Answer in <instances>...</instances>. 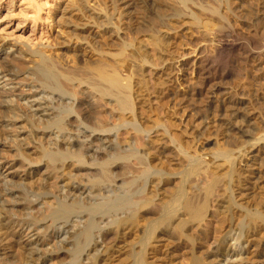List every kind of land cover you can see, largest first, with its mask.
<instances>
[{"label":"bare ground","instance_id":"obj_1","mask_svg":"<svg viewBox=\"0 0 264 264\" xmlns=\"http://www.w3.org/2000/svg\"><path fill=\"white\" fill-rule=\"evenodd\" d=\"M128 1L118 0L121 4H128ZM237 1L232 4L236 6ZM190 2L193 1L190 0ZM262 2L254 6L255 20L245 23V27L250 32L249 37L239 33L240 30L235 28L234 19L232 21L235 24L230 26L231 24L227 23L229 27H225L224 23L220 24L221 20L219 21L217 15L215 16L218 20L212 16L216 12L210 16L209 9V16H205L197 10V20L195 17L190 21L187 20L197 25L198 33L195 31L200 40L191 48H187L189 47L187 45L178 49L173 47L171 31L160 24L155 31L139 33L126 52H121L117 56L113 54V57L105 55L92 58L83 50L70 52L69 48L57 47L53 43L42 48L37 47L35 50L24 47L23 50L0 48V142L9 140L12 143L10 146L15 145L18 155L22 158L11 164L9 169L12 170L18 164V167L23 168L24 171L22 176L10 170L5 173L0 164V264H51L59 252L69 253L70 256V258L67 256L69 259H64L65 262L60 264H108L115 253V248L120 243H126L127 236L133 232L136 233L131 234L134 239L132 238L131 242L128 241L129 252L135 254L136 264H147L145 257L152 254L151 246L156 247L158 240L163 237L169 238L176 233L178 235L174 240L178 239L179 242L189 239L193 250L201 248L199 236L208 234L207 222L214 217L215 212L221 219V226L217 228L214 244L211 242L213 247L206 251L210 259L206 260L205 257V261L214 264H241L243 261L247 262L248 255L250 254V257L252 254L254 262L264 264V199L260 208H250L246 205L249 203V198L246 200L249 195L246 197L245 193V190L250 188L248 183L255 186L257 180L261 178L253 162L255 151L264 152V135H257L256 132L248 129L253 118L250 115L252 112L248 109L250 102L248 103L246 98L249 93L244 94L245 89L237 92L238 90L234 88L236 84L234 87H230L231 84L229 87L224 86V80L232 75V72L223 69L220 60L223 55L233 59L234 54L236 56L241 53L244 59L256 60V65L261 68L260 64L264 61V2ZM232 4L231 6H234ZM238 11L243 14V10ZM238 11L236 10L237 14ZM225 12L224 15H226ZM224 15L221 17L224 18ZM227 17L229 18L226 16L225 21L229 20ZM169 19L174 18L169 16L167 20ZM192 29L195 28L192 27ZM192 32L194 31L190 34ZM188 37L191 38L189 35ZM150 46L152 53L149 50ZM262 76L264 77V74ZM263 77L260 80H264ZM256 78L254 80L258 79ZM151 81L154 96L148 91V84ZM257 91L260 90L257 89ZM253 92L259 93L256 90ZM262 93L264 96V92ZM254 96L258 97L255 94ZM263 96L260 98L262 99ZM153 97L156 101L159 99L158 102L161 97L167 99V126L162 122L149 123V119L152 120L149 118V112L147 113L149 119L144 117L146 115L144 109H148L145 105L149 104ZM194 98L204 100L201 107L205 116L202 114L203 120L199 119V122L190 123L189 118L192 120L194 117L192 114L195 112L192 111L190 115L186 103V109L183 103L188 99L194 101ZM192 100L190 102L194 103ZM21 106L26 112H22ZM82 106L84 107L79 111ZM84 109V114L89 110L98 112L101 109L108 117L114 116L115 120L113 123L106 122L107 120L98 118L102 115L101 113H94L89 114V122H85V115L82 112ZM198 113L201 114L200 111L197 112L196 119L202 117ZM213 118L219 119L226 126V131L230 133V136L227 134L230 137L227 138L229 143L230 141L238 142L241 137H243L242 140L248 139L244 140L246 142L244 146L239 147L237 156L219 158L215 155L210 158L204 155L202 150L197 151L198 149L196 152L190 150L192 152L190 153L184 150L183 140L182 143L181 140H174L173 133L169 130L178 125L180 129L178 126L176 128L181 131V135H190L194 130L202 133L209 127V121ZM196 123L201 124L197 126ZM130 129L135 134L143 136L144 144L140 145V148L131 137L124 139L126 149L122 148L123 144L121 145L122 142L120 143L119 140L120 130L129 131ZM159 130L162 132H158ZM180 133L177 132V135ZM235 134H238L240 138L237 139ZM216 135L214 134L213 138L217 137ZM23 137L31 138L30 141H34L41 151H45L43 155L48 159L45 166L47 170L49 169L48 175L55 177L54 183H49V176H45L40 179L41 183L38 187L36 186L37 188L31 186L30 183L34 182L33 178L40 170L30 167L36 159L32 160L33 157L27 147L29 144L23 142L27 138L23 139ZM178 137L176 136L175 139ZM45 138L48 141L46 140L44 147L42 140ZM19 139L23 141L20 142ZM191 140H188L190 144ZM242 140L239 141L242 142ZM211 141L209 138L205 143H212ZM165 142L174 144V152L178 153L177 155L173 153L174 158L180 156V158L177 157L178 159L175 158V161H170L171 157L168 158L169 161H167L171 162L168 165H182L183 171L174 172L172 170L175 167L172 169L165 164L166 159L165 162L163 161L162 149L167 148H163ZM215 142L213 140L214 144ZM225 142L226 146L227 142ZM237 142L234 145L237 146ZM161 143L164 145L162 146ZM197 143H195L196 146ZM229 143L228 146L233 144ZM219 144L220 147L217 146V148L223 146L221 141ZM196 146L194 145L195 148ZM109 149L116 150L117 153ZM213 149L217 151L215 147ZM228 150L231 152V148ZM249 152L252 155L248 156L249 159L246 157L248 160L244 159L247 162H243L244 155H248ZM239 158L243 164L240 162L238 165L236 161L238 166L235 168V160ZM83 168L95 170L97 176L92 180L87 178L83 182L84 178L82 180L81 176H77ZM234 168L237 173L234 179L236 182L234 180L233 182L241 186L238 188L236 185L237 189L229 193L228 187L221 185L225 177L222 181L220 178L223 171L235 170ZM133 169L140 171L143 180L144 175L147 176L140 189L141 194H137L138 198L128 193L130 182H123V177L134 176ZM175 179L178 185L171 187ZM37 180L39 182V179ZM119 181L122 182L118 187ZM27 184L30 185L27 186ZM165 187L167 191L170 190L171 196L161 192ZM116 189H119L117 195ZM251 189L254 188L251 187ZM112 198V205H109ZM44 203L50 209L61 205L62 210L60 212L55 209L57 214L52 215V218L51 215L43 214ZM9 204L12 206L8 207ZM16 204L22 205L18 211H23L26 218H12L16 212L11 211L16 210ZM55 204L57 205L53 207ZM35 207L40 210V213H35ZM57 211L61 213H59L60 217L54 218L59 215ZM47 216L51 219L49 223L46 220ZM41 221L43 222L40 223ZM190 232H198V235L192 237L193 233ZM78 236L83 237L76 243L74 240ZM137 238H139L138 241H136ZM176 247L169 245L163 249L159 248L160 255L158 253L156 258L162 261L167 260L166 258L172 256ZM199 257L195 258L196 263L202 261ZM252 259L250 257V260Z\"/></svg>","mask_w":264,"mask_h":264},{"label":"rangeland","instance_id":"obj_2","mask_svg":"<svg viewBox=\"0 0 264 264\" xmlns=\"http://www.w3.org/2000/svg\"><path fill=\"white\" fill-rule=\"evenodd\" d=\"M33 1L32 0H0V48L3 47V48H6L7 50H11V49H14V48H19L20 50H23V47H24V48H29L31 50H35V49H37V47L38 48H42L45 45H51L53 43V44H56L57 47L69 48L70 52H72L73 50H81V51L83 50V52H85L86 54H88V56H91L92 58H94V57L97 58L98 56L102 57V56H105V55L106 56L109 55V56L113 57V54H114V56L115 55L117 56L121 52H126L132 46V44L134 42V38L136 39V37L138 36L139 33L143 32V31H151V30L155 31V29L158 28V26H160V25L164 26V27H167L169 29V31H171L170 33L172 34V40H173V44L172 45H173V47L178 49V48H181V46H186L187 45V46H189V47L186 46L187 48H191V47H194L198 43V41H200V40H199L198 35H197V33H198L197 25L191 24L188 21H190L192 18L194 19V17L197 20V13L196 12H198L199 10L205 16H209V15L211 16V14H213V12L214 13L216 12V14H213L212 16L216 18L215 15H217V17L219 18V21L221 20L220 24L224 23L223 26H225V27H229V26H227L228 24L229 25L231 24L230 26H232V24H235V22H236L235 25L237 27L235 26V28L240 30L239 33L241 35H244V36L247 35L249 37L250 36V32L245 27V23L251 22L252 20L253 21L255 20L254 18L256 16H255V10L254 9L263 0L262 1L261 0H238V1L237 0L233 1L232 0L234 2V4H235V1H237L236 6L234 4H232L233 2H231V0H210V1L209 0H207V1L206 0H191L193 2H190V0H177V1L175 0L176 2L174 0H171V1L170 0H164V1L163 0H160V1L159 0H129L128 1L129 3L127 2L128 4L124 3V4H126V6L123 3L121 4L122 0H119L121 2H118V0L117 1L116 0H33ZM114 1H116V2H114ZM116 3H118V4H116ZM175 4H178V5H175ZM231 4L234 5L235 8H234V6H231ZM237 4L242 5L244 8L242 6H241L242 8H240V6L237 5ZM128 5H130V6H128ZM197 6H198V8H197ZM200 7L204 8V9H202V8L200 9ZM161 8H162V11H161ZM231 8H233V9H231ZM252 8H253V10L251 11ZM137 9H139V10H137ZM224 9H225V11L227 10L226 12L224 11L226 15L223 14L224 13L223 12ZM234 9H235V11H234ZM134 10H136V11H134ZM159 10H160V12H159ZM236 10L237 11L238 10L242 11L244 15L241 13L243 15L242 16L239 13V11H238V14H237ZM128 11H130V12H128ZM209 11H210V14H209ZM235 12H236V14H235ZM190 13H191V15H190ZM221 13L225 17L229 16V18L227 17L229 20L227 19L228 21H225L226 20L225 17L223 16L224 18H222L221 17L222 15H219ZM227 13H228V15H227ZM169 16H172L174 19L167 20V18ZM180 16H184V17H180ZM176 17H178V18H176ZM187 17H188V19H187ZM249 17H250V19H249ZM218 18H216V19L218 20ZM235 18H236L237 21L235 20ZM185 19H186V21H185ZM233 19H234L235 22L232 21ZM222 20H223V22H222ZM182 22H183V24H182ZM230 22H232V23H230ZM189 25H192V26H189ZM185 26L186 27L188 26V27L186 28ZM239 26H240V28H239ZM133 27H135V28H133ZM143 27H145V28L147 27L148 29L146 28V30H145V28H143ZM192 27L195 28V29H192ZM189 28L191 30H188ZM195 30L197 31V33H196ZM191 31H194V32H192L190 34ZM246 31L249 32V33H247ZM242 32H245V33H242ZM188 35L191 38H189ZM11 46H12V48H11ZM149 50H150L151 53L153 52L151 46L149 47ZM225 56L223 55L220 58L222 67L225 70L227 69V70L231 71L232 75L227 77L224 80L223 84H224V86L226 85L225 87H229L230 84H231L230 87H234V85L236 84L234 88H235V90H238L237 92H242L245 89L243 91V93L244 94L246 93V95H248L247 93H249V96H246V95L245 96H246V98L248 100V103L250 102L249 106L248 105L247 106L249 107L248 109L250 110V112H252L250 115L253 118H251L250 122H252V123H250V125H249L250 128H248V129L253 131L254 133L256 132L257 135H264V96H263V93H262V92H264V86H263L264 83H262L264 80H260V78L262 79V77H263L262 75L264 74V71H263L264 68H262V67H264V65H263L264 61L260 64V66H261V68H260V67H258L259 65H256L257 64L256 60H251V58H250V60H249V58L244 59V56L241 53H238L236 55L237 57L234 54L233 59L230 56H228V58L226 56V58H225ZM222 62L223 63L225 62V63L223 64ZM259 68H260V70H258ZM256 70H258V72ZM255 78L257 80H254ZM231 81H232V83H231ZM257 81H258V83H257ZM254 82L256 83L257 87H256ZM251 84H252V86H251ZM152 86L153 85H152V81H151L148 84V91L151 93L152 96H154L153 95V87ZM247 86H248V88H247ZM258 86H261V88L260 87L258 88ZM254 88H256V89H254ZM239 89H240V91H239ZM257 89H259L261 92L257 91ZM255 90H256V92H259V93L256 94L255 92H253ZM140 93L144 94V93H142V91H140ZM253 93L255 95H257L258 97L256 98V96H254ZM261 95L263 96L262 99L260 98V97H262ZM199 98H201V97H199ZM199 98L198 99L194 98V101L192 99H190V101L192 100L194 103L190 102L189 99H188V101L185 100V102L183 103L184 108L186 107V105L188 107L187 109L189 111L186 110V112L188 111V113L190 115L193 112H195V113L192 114V116L194 115V117L191 116L192 120L189 118V121H191L190 123H195L199 119L203 120V115H204L203 111L204 110H202V107H203L204 103H202V102L205 100V98H203V96H202V98L204 99V100L202 99V101H201V99L199 100ZM158 100L156 101L154 99V97H153L151 102L149 104L145 105L146 107H148V109L147 108L144 109V112L146 110V112L144 113L146 115H144V117L146 116V118H147V113L149 112L148 113V114H150L149 118H152V120L147 118V119L150 120L149 123H151V122H162V123H164L166 125L167 124L166 114L168 112L167 99L164 98V97H161L160 102H158ZM262 100H263V102H262ZM187 102L189 103V105H188ZM198 102L201 103V105H199ZM185 103H186V105H185ZM191 103H192V105H191ZM19 106H20V104H19ZM83 107L84 106L79 108V111H80V109L82 110ZM164 107H166V108H164ZM22 108H23L22 112H26V111H24V107H22ZM199 109H201L202 111L199 110ZM197 110H199L200 113H201V114L198 113L199 116H202V117H200L198 119H196V117H195L196 113L199 112ZM96 111L97 110H89V112H87L88 114L87 113L84 114V112H85V109H84L82 111L83 114L85 115L84 117L86 119L85 120L83 118L84 121L85 122H89V117H88L89 114L92 115L94 113H96V114L97 113H101L102 114L101 116L103 118L101 116H98L99 119L107 120L106 122H112V123L114 122V120H115L114 116H112L113 118L108 117L107 115H105V112H102L101 109L98 112H96ZM93 116H95V115H93ZM200 122H201V120H200ZM87 124H89V123H87ZM200 124L196 123L197 126L200 125ZM209 124L210 125L206 129V131H202V133H201V132H198L197 130H194V132H192L193 135H192V133H190V135L186 134V136H185V134H183L184 136L181 135V133H180L181 131L177 130V128L179 127L178 125H177L178 127L176 126L177 128L176 127L169 128V130H170L171 133H173L172 135L174 136L173 137L174 140H176V141L181 140V143H182V140H183V143H182L183 145L182 146H184L183 147V148H185L184 150H188V152H190V153H192L191 151L196 152V150L198 149L197 151L202 150L204 155L206 154V156H209L210 158L215 157V155L218 156L219 158L237 156L239 147L240 146L241 147L244 146L246 144V142L244 140H248V139L242 140L243 137H241V139H238L240 137L238 136V134H235L234 136L238 139V142L236 141L237 140L236 138H235L236 140L235 139H233V140L237 142V146L234 145V143H236V142L233 143L229 139L230 143H233L231 145L228 142V140H227V138H230V137H228V136H230V133H228L229 132L228 130L226 131V126L221 121H219V119H217V118L210 119ZM178 129H180V127ZM128 132H130V133H128ZM158 132H162V131L159 130ZM177 132H178V134L180 133V135H177ZM120 133L121 134H119V140H120V143L122 142L121 145L123 144V146L125 145V142L123 143V141H125L124 139H127V137H131V139H133L136 142V146L138 148H140L144 144L143 136L139 135V134H135L131 129L129 131L120 130ZM194 134H195V138H193ZM214 134L215 135L217 134L216 135L217 137L213 138ZM227 134H228V136H227ZM176 136L177 137L179 136V137L175 139ZM208 137L211 138V140H212L211 142L212 143L206 144L205 141H207V139H209ZM25 138H27V139H25ZM25 138L23 137V139H25L24 141L21 140L22 138L19 139V140H21L20 142L23 141V142H25V144H29L27 147H29L28 149H29V151L31 153L30 155H32L31 157H33L32 160L36 159L35 163L30 164V167H32L33 169L35 168V169L40 170V171H38V173L33 178V180L35 179L34 182L30 183L31 186H35V188H37L39 186V184L41 183L40 179L44 178L45 176H47V177L49 176V178H48V182L49 183H54L56 181L55 177H53L51 175H48V170L49 169L47 170L46 166H45V162L48 161L47 156L43 155V152H45V151L44 150L41 151L40 147H37L38 144H35L34 141H30L31 138H29V137H25ZM189 139L190 140L192 139L191 140V142H192L191 144H193V145L190 144V142L188 141ZM194 139H196V140H194ZM46 140L48 141V139H46V138L42 140V145L44 147H45V145L47 143ZM184 140H185V143H184ZM213 140L216 141L215 142L216 144L213 143ZM239 140L240 141L242 140V142H240ZM8 141L9 140H6L5 142H3V141L0 142V159H1L0 160V164L3 166L2 171H4L5 173H8V171L10 170V171H12V173L15 172V174H18V175L22 176L24 174L23 173L24 171L22 170L23 168H19L18 167V164H17V166L14 167L15 169L17 168L16 170L14 168L12 170L9 169L11 164L22 160V158L20 157V155H18L19 153L17 152V147L15 145H13L14 147L10 146L11 142L10 141L8 142ZM187 141H188V143H186ZM220 141H221V143H223L224 147L222 146L221 148H219L220 147L219 146L220 145L219 144ZM224 142L226 143V146H225ZM165 143L167 144V142H165ZM195 143H197L198 147L196 146ZM228 143L231 146L230 145L228 146ZM240 143H242V145H240ZM166 144L164 145V143L163 144L161 143L162 146L164 145L163 148L167 147L164 150V149H162V146H161V149H162V151L164 153L163 161L165 159H166L165 161H167V160L169 161L168 158H170V157H171L170 161L171 160L175 161L174 159L175 158L178 159L177 157L180 158V156H176L174 158V155L176 153V151L174 152V149H173L174 144L172 142H169L168 143L169 145L167 144L169 147ZM187 144H189V145L187 146ZM202 144H204V145H202ZM194 145L196 146V148L194 147ZM199 145H201V147ZM123 146H122V148L126 149L125 146L124 147ZM217 146H219V147L217 148ZM207 147H209L211 150L215 147L217 151H215L214 149H213L214 151L213 150L211 151ZM200 148H202V149H200ZM224 148H225V151H224ZM229 148H231V152H230V150H228ZM193 149H195V150H193ZM245 149L247 150V148H245ZM172 150H173V152H172ZM220 150H222V151H220ZM249 150H250V148H249ZM110 151L115 153L116 150H110ZM38 152H40V153H38ZM167 152L170 155L169 157H168ZM234 152H236V153H234ZM116 153H117V151H116ZM173 153H174V155H173ZM207 153H208V155H207ZM15 154H16V156H15ZM177 154L178 153H176V155ZM250 154L252 155V153H250V152L248 153V155L247 154L244 155L242 161L243 162L244 161L247 162L246 160L249 159ZM254 154H255L256 158L254 157V162H253L254 164L253 165L255 167L257 166L256 168H257V171H258L259 176L261 178L258 179L260 182L257 180V183H256L255 186L252 185V183H248V187H250L248 189L250 191L247 189V190H245V193H246V197L249 195L247 197V199H246V200H248V198H249V203L246 204V205H248L247 207H250V208H253V207L260 208L261 207V202H263L262 199H264V185H263L264 184V167H263L264 166V152L263 151H259V152L255 151ZM244 159H246V160H244ZM168 161H167V163H165L166 165H168V163L171 164V162H168ZM236 161H238V165H239L240 162H241L240 164H243V162L240 160V158H239V160L236 159L235 160V168H236V166H238ZM253 165H252V167H254ZM181 166L182 165H176V166L168 165V167H172V169H173V167H175V169L172 170L174 172L183 171L184 170V166H183V168ZM177 168L178 169L180 168V170L176 171V170H178ZM133 170L135 171L134 172L135 174H134V176L132 178H129V176H127V177H123L122 176V177L124 178L123 182H128V181L130 182V186H128V188H129V190H128L129 192L128 193L131 194V195L133 194L135 198H138L137 194H139V193L141 194L140 189H142L143 183L147 179L146 178L147 176L144 175V177L146 179L144 178V180H143V176H142V174H140V171L139 170L136 171V169H133ZM225 171H223V174H224ZM235 171H236V169L235 170L230 169V170L226 171L224 175L222 174V177L220 178V180L222 181V178L225 177V179L223 178L224 179L223 181H225L226 183L222 181V184L221 183L220 184L221 185H223V184L226 185L228 187V192L229 193L231 191H233V190H236L237 187L239 188L241 186V185L234 184V182H233V180L236 177V173H237V171L236 172ZM80 172L81 173L78 172V175L77 174L76 175L79 176V177L81 176L80 179H82V180L84 178L83 182H85L87 180V178L92 180V179H94L97 176V175H95L96 174L95 170L90 169V168H88V169L87 168L86 169L83 168V169H81ZM37 179H39V182H38ZM128 179H130L131 181L128 180ZM220 180H219V182H221ZM234 181L236 182V180H234ZM121 182L120 181L118 182V184H117L118 187H119V183L121 184ZM133 182H135V183H133ZM174 182L175 183H172V185H170L171 187H175V184H176V187H177L178 181H176V179H175ZM231 184L233 185V188H232ZM29 185L27 184V186H29ZM236 185H237V187H236ZM249 185H251V186H249ZM260 185H261V187H260ZM251 187L254 188V189H251ZM258 188H260V189H258ZM130 189H131V191H130ZM165 189H166V187H165ZM165 189L164 190L162 189L161 192L162 193L164 192L165 195L168 193L167 195L171 196V192L169 194L170 190L167 191V189H166L167 192L165 193ZM13 190H17V189H13ZM136 190H137V192H136ZM253 191H255V192H253ZM115 193L117 195V193H119V189L118 190L116 189ZM251 194H253V195H251ZM260 194H261V196H260ZM257 199H258V202H257ZM110 200L111 201L108 204L112 205L111 202L113 201V198L110 199ZM259 202H260V205H259ZM44 204L45 205H42V208L44 209L43 210L44 212L43 211L42 212H43V214H46L48 216L51 215V217H52V215L54 216L55 214H57L55 209L59 210L60 212L62 210V206L61 205L55 204V205H53V207L57 205L56 207H54L55 209H53V208L50 209L46 205V203H44ZM107 205H106V207H108ZM113 205H114V203H113ZM11 206H12V204H9L8 207H11ZM20 206H22V205L21 204H16V207H15L16 210L14 209L15 211H11V212H16L15 215L12 216V218H14V219L15 218L24 219V218L27 217V216H25L23 214V211H20V210L18 211V209H20ZM60 206H61V208H60ZM210 208H212V207L210 206ZM213 208H214V206H213ZM10 210H11V208H10ZM34 211H36L35 213H37V214H38V212L40 213V210H38L37 207H35ZM59 211H57L58 214L60 213ZM215 213L213 214L214 217H212V219L208 220V222L210 224L207 222V225H209V226H207V232H208L207 235L208 236L207 235L205 236L204 234L203 235L200 234V236H199L200 237V242L202 243L201 248L193 250L192 242L189 239L188 240H185V239L184 240H180L179 242H178V239L174 240L175 237L177 238L176 235H178L176 233V235H172L169 238L168 237H163V238H161V240H158V243L156 244V247L153 248L151 246L150 250L152 249L151 250L152 254L145 257V261L147 259L146 263L147 264H149V263L150 264H173V263L174 264H214L213 262L207 263V261H205V259L206 260L210 259V258L207 257V252L206 251H208L209 248L211 249L213 247L214 238L217 236V231H218L217 228H219V226H221L220 225L221 224V219H219L217 213L216 214ZM8 214H9V212H8ZM8 214H6V215H8ZM60 214L55 216L54 218L60 217ZM263 216H264V214H263ZM216 218H218V219H216ZM46 220H47L48 223H49V221H51L50 217L46 218ZM141 221L139 220V222H141ZM42 222L43 221H41L40 223H42ZM44 222H46V221H44ZM142 223H145V221L144 222L142 221ZM135 233L136 232H133L131 234H135ZM197 233L194 232L193 233L194 235L193 234L192 235L190 234V235L192 237L193 236H197L198 235ZM131 234L129 233V235L127 236L126 243H120L115 248V250H114L115 253H114L113 257L110 258V261L108 262V264H123L124 262H126L124 264H136V256H135V254L132 253L131 251L129 252V249H130L129 247L130 246H128L129 245L128 241L131 242L134 239ZM212 236H214V237H212ZM81 237H83V236H80V237L78 236V237H76L77 239L75 238V240L73 239L74 242H76V243L80 242ZM165 238L167 239V241H166ZM138 239L139 238H137L136 241H138ZM184 242H186V243H184ZM123 244H126V245L123 246ZM166 245H168V246H166ZM169 245H171V246L175 245V247L177 246L175 251H174V253H172V256L166 258L167 260H163L162 261L160 258H158L159 259L158 260L156 258V256H158L159 248L163 249V248L169 247ZM119 246H120V248H119ZM201 250H203V251H201ZM65 253L66 252H64V253L59 252V255H57L52 260L53 262H51V264H60V263L65 262V260L69 259L70 258L69 253L68 254L67 253L65 254ZM126 254H127V256H125ZM153 254H155V255H153ZM152 255H153V257H152ZM159 255H160V253H159ZM249 255H248L249 260L247 258V260H246L247 262L243 261V263H241V264H257L252 259V254H251L250 257H251V259L253 261L250 260ZM67 256H69V258ZM127 257H129V258H127ZM192 257H193V259H192ZM198 257L201 258L202 261L199 262V263L198 262L196 263L195 262V258H198ZM154 258H156L155 261H154ZM130 259H131V262H130ZM152 260H153V263H152ZM248 261H251V262H248Z\"/></svg>","mask_w":264,"mask_h":264}]
</instances>
